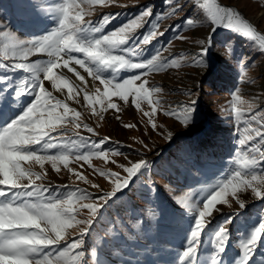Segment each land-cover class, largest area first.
Returning <instances> with one entry per match:
<instances>
[{
  "label": "rangeland",
  "instance_id": "rangeland-1",
  "mask_svg": "<svg viewBox=\"0 0 264 264\" xmlns=\"http://www.w3.org/2000/svg\"><path fill=\"white\" fill-rule=\"evenodd\" d=\"M2 2L0 0V29L14 31L21 39L44 34L56 26L48 9L60 0H13V5L10 4L13 9ZM218 3L235 9L264 34V0H218ZM179 4L181 10L160 20L159 27L153 29L164 34L157 35L148 45H141L144 51L139 60L150 59L160 49L162 58H177L179 64V67L153 71L143 77L150 87L160 89L159 93L152 95L154 101H160L158 105H149L145 100L140 102L138 109L132 104L131 97L128 102L112 97V102L117 103L119 111H101L106 104H98L99 114H93L83 100L84 92L79 95L80 104L66 101L82 113L81 121L92 127L97 135L88 133L82 127L76 129L68 124L63 129L66 133L64 139H77L74 135L76 132L91 141L110 137L104 148L121 153L110 157L116 163H105L101 158L92 157V167H89L84 161L70 160L69 166L86 176L89 180L87 184L76 180L63 165L56 172L46 163L47 175L43 180L37 181L54 192L85 189L92 194L93 200L82 203L102 204L103 201L95 198L103 192H110L113 184L95 169H110L124 178L127 173L118 165L127 167L130 166L129 161L136 162L141 159L149 162L148 167L134 177L128 187L117 193L100 210L89 234L84 237L85 264H179L178 255L187 244L193 224L192 210L183 203L184 197L191 195L189 203L200 204L202 207V197L207 190L236 167L234 158L240 148L238 141L241 138L238 128L242 130L246 127L247 120L240 121L235 118L229 104L233 99L232 93L239 89L238 95L245 102L242 106L247 108L249 104L253 105L252 113H259L264 118V51L243 36L222 27L213 32L212 24L195 0H179ZM174 6H170L167 0H112L104 5H82L90 13L85 19L98 26L104 16L119 13L117 18L106 25L105 32L121 26L150 7L152 16L145 18L142 27L133 33L134 36L148 32L152 28L151 21L155 20V14L171 11ZM189 18L196 22L187 25L185 21ZM177 36L183 39H176ZM202 48L209 49L206 56L198 55ZM37 59L46 60L48 57L33 55L30 58L32 61ZM135 59L133 58L134 62ZM75 67L88 81L87 92L95 95L97 88L103 91L104 85L93 81L79 66ZM57 71L66 75L74 84L85 87L74 74L71 75L72 80L67 69ZM138 71H121L118 78L127 79ZM0 74L12 75L15 83L24 75L21 72L8 73L5 70H0ZM45 86L63 99L60 93L51 88L50 82L45 81ZM3 87L5 86L0 83V88ZM64 95H67V90H64ZM8 97L9 102L4 106L3 112L4 119L9 122L10 118L19 114L21 106H26L34 99L33 96H24L19 104H15V94L11 90L8 91ZM153 106L157 107V112L152 117L155 128L149 123V117L144 115V112L151 113ZM185 106L194 109V120L188 126L177 118V115H183ZM165 112H175L177 115H165ZM252 113H246V116ZM254 126L258 125L254 123ZM185 155L187 157L183 158ZM249 155L260 159L259 153ZM198 160L212 164L204 167L203 164L195 163ZM32 167L34 171H41L38 165L34 164ZM258 168H264V161L260 162ZM183 176L188 178L182 179ZM93 184L99 187L94 188ZM124 197L130 202L133 215L131 210L118 202V199ZM225 199L226 203L216 206L217 210L210 218L211 225L200 236L197 258L201 264H213L214 254L218 259L222 258L223 264H230L240 254L239 244L244 234L253 225L259 226L264 220V199L257 198L250 188H242L235 197L229 194ZM241 204L244 206L241 207ZM252 211L255 213L250 216ZM135 213H139L138 225L132 223ZM149 215H153V218H149ZM242 215H245L247 221L241 218ZM76 218L88 219L89 211L80 209ZM152 219L154 223L149 222ZM227 220H231V223H226ZM140 225H146V234L138 230ZM218 225L225 226L229 232L224 253H219L214 246L213 230ZM78 231L75 227L69 229L70 238L77 235ZM250 264H264V241L257 248Z\"/></svg>",
  "mask_w": 264,
  "mask_h": 264
},
{
  "label": "snow or ice",
  "instance_id": "snow-or-ice-1",
  "mask_svg": "<svg viewBox=\"0 0 264 264\" xmlns=\"http://www.w3.org/2000/svg\"><path fill=\"white\" fill-rule=\"evenodd\" d=\"M110 2L112 0H60L48 9L55 19L56 26L44 34L28 39H21L14 31L0 29V70L24 74L18 83L14 82L12 75L0 74V83L5 86L0 88V264H85L84 237L89 234L100 210L148 167L149 162L144 159L129 161L130 166L127 167L118 165L127 173L124 178L110 169H95L113 184L110 192H103L95 198L103 201L102 204L82 203L93 200L92 194L85 189L54 192L50 187L37 183L46 177L45 164L48 163L56 172H59V166L63 165L76 180L87 184V177L69 166L70 160L84 161L92 167V157L115 164L116 161L110 157L121 155L116 150L104 148L105 143L110 140L107 136L99 141H91L76 132L74 135L77 139H64L66 133L63 129L68 124L76 129L82 127L88 133L97 135L92 127L81 121L82 113L66 101L80 104L79 95L84 92L83 100L93 114H99L98 104H106L101 111H119L117 103L112 102V97H119L125 102L131 97L132 104L138 109L140 102L145 100L149 105H158L160 101H154L152 95L159 93L160 89L150 87L143 77L153 71L179 67L177 58H162L160 49H157L150 59L139 60L144 51L141 45H148L157 35L164 34L153 30L159 27V21L181 10L179 0H167L170 6H175L166 13H156L155 20L151 21L152 28L139 36H134L133 33L142 27L145 18L152 16L150 7L108 32H105L104 28L117 18L119 13L104 16L98 22L99 26L85 19L90 13L85 11L83 4L104 5ZM195 2L212 24L213 32L222 27L243 36L253 42L259 50L264 51V34L235 9L221 6L218 0ZM195 22L190 18L185 21L187 25ZM176 39L183 37L177 36ZM208 44L210 46L211 38ZM208 51V48H202L198 55L206 56ZM33 55H46L48 59L32 61L30 58ZM133 58H136L135 62ZM75 66L83 69L93 81L104 85L103 91L97 88L95 95L87 92L88 81ZM62 68L73 73L85 87L81 88L62 72L57 71ZM132 70L139 71L127 79L118 78L121 71ZM45 81L50 82L51 88L60 93L63 99L49 91ZM9 90L14 91L15 104H19L24 96L34 97L26 106L20 107L19 114L10 118V122L4 119L3 112L4 106L9 102ZM64 90H67V95H64ZM238 93L239 89L232 93L233 99L229 104L235 118L240 121L247 120V126L242 130L238 128L241 138L238 141L240 148L234 158L236 167L207 190L202 197V207L200 204L189 203L191 195L184 197L183 203L192 210L193 224L187 244L178 255L179 264H201L197 258L200 236L211 225L210 218L217 210L216 206L227 202V195L235 197L242 188H250L257 198L264 199V168H258L260 162L264 161V118L259 113H252L253 105L249 104L244 108L242 105L245 102ZM156 112L155 106L152 107L151 113L144 112L153 128L156 125L152 117ZM246 113L252 115L246 116ZM165 115L177 113L165 112ZM177 118L188 126L194 120V109L185 106L183 115H177ZM254 123L258 126H254ZM53 133L58 135L53 136ZM250 153H259L260 159L249 155ZM34 164L38 165L41 171H34ZM92 187L98 188L99 185L93 184ZM243 206L241 204V207ZM80 209L89 211L88 219L76 218ZM226 223H231V220ZM80 225L84 227L80 228ZM74 227L79 229L78 234L70 238L69 229ZM213 236L216 250L224 253L225 244L229 239L228 229L218 225L213 230ZM262 241L264 220L259 226L253 225L244 234L239 244L240 254L230 264H250ZM213 264H223L222 258L218 259L214 254Z\"/></svg>",
  "mask_w": 264,
  "mask_h": 264
},
{
  "label": "trees",
  "instance_id": "trees-1",
  "mask_svg": "<svg viewBox=\"0 0 264 264\" xmlns=\"http://www.w3.org/2000/svg\"><path fill=\"white\" fill-rule=\"evenodd\" d=\"M1 2H2V0H1ZM2 3H6L8 6H11L12 9L14 8V7L12 6V5H13V0H6V1H3ZM10 4H12V5H10ZM186 157H187V155L183 156V158H186ZM188 160H189V159H187V161H188ZM195 163H196V164H203L204 167L208 166V164H212V163H208V164H207L206 161H200V160L196 161ZM199 167H200V166H199ZM186 178H188V177H187V176H183V177H182V179H186ZM137 188H138V187H137ZM138 190L140 191L141 188H138ZM118 202H120V203H122L124 206H126L127 209H128L129 211L132 209V207H130V202L128 201L127 197H124L123 199H118ZM254 213H255V212L252 211L251 214H250V216L254 215ZM135 214H136V215L132 216V219H133L132 223L138 225V224L140 223V220L138 219V216H137V215H139V213H135ZM131 215H133L132 210H131ZM152 216H153V215H149V218H150V217L153 218ZM134 218H135V219H134ZM241 218H243L244 220L247 221V218L245 217V215H242ZM149 222L154 223L155 221L152 219V221H149ZM137 228H138V230H140L143 234H146V232H145L146 225H140V226L137 227ZM153 229H154V228H153Z\"/></svg>",
  "mask_w": 264,
  "mask_h": 264
},
{
  "label": "bare ground",
  "instance_id": "bare-ground-1",
  "mask_svg": "<svg viewBox=\"0 0 264 264\" xmlns=\"http://www.w3.org/2000/svg\"><path fill=\"white\" fill-rule=\"evenodd\" d=\"M250 22H252V21H250ZM67 74H68L69 77H70L73 73L67 71ZM71 78H72V80H73V77H72V76H71Z\"/></svg>",
  "mask_w": 264,
  "mask_h": 264
}]
</instances>
